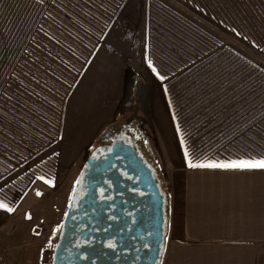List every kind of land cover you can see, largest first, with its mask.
Listing matches in <instances>:
<instances>
[{"label":"rangeland","instance_id":"1","mask_svg":"<svg viewBox=\"0 0 264 264\" xmlns=\"http://www.w3.org/2000/svg\"><path fill=\"white\" fill-rule=\"evenodd\" d=\"M53 1L0 0V126L13 130L6 134L10 152L18 149V136L29 144L20 160L0 156L8 162L0 166V202L13 209H0V258L10 264H51L57 231L91 143L112 122L123 123L131 115L132 109L120 111L125 103L133 108L138 102L165 175L186 169L163 85L147 57L151 2L264 69V41L255 43L236 27L232 0H73L76 15ZM223 11L228 24L222 22ZM63 13L73 16L64 20ZM68 54L78 56L61 57ZM157 57L152 58L158 66ZM6 71L7 87L2 83ZM252 79L245 99L264 87ZM215 136L211 143L221 146L231 134ZM197 141L193 137L190 143ZM255 143L262 147L246 158H264V138ZM191 156L201 160L206 154ZM170 179L173 187L177 178ZM163 184L168 196L167 175ZM174 247L169 241L161 264H264V252L182 253Z\"/></svg>","mask_w":264,"mask_h":264},{"label":"trees","instance_id":"2","mask_svg":"<svg viewBox=\"0 0 264 264\" xmlns=\"http://www.w3.org/2000/svg\"><path fill=\"white\" fill-rule=\"evenodd\" d=\"M223 1L225 4V0ZM232 1L235 7L230 11V16L236 27L247 37L252 36L255 43L261 44L264 41V0ZM72 2L73 0H54L53 5L57 8L64 7L65 12L73 13L75 10L70 6ZM71 15L73 16L63 13L61 19L66 20ZM147 16L149 65L155 69L154 73L163 85L165 101L183 155L186 150L193 163L248 160L247 154L262 147L255 140L264 138V87L256 90L252 98L245 97L251 95L249 91L252 77L256 78L257 85L264 86V69L238 52L221 47V43L211 36L158 3H150ZM53 17L55 18V13ZM54 18L50 25L54 27L52 32L57 33ZM64 20L61 27L65 25ZM222 22H230L224 11ZM260 29L262 30L259 31ZM8 54L9 51L5 54L6 59ZM72 56L68 54L61 57L69 59ZM154 56H158V66L154 64ZM8 77L6 71L2 83L6 84ZM7 86L6 84L5 87ZM5 95L9 96L6 92ZM1 126L0 156L9 157L8 162L20 160L26 155L29 144H23V137L18 136V149L12 148L17 154L10 152L7 135L13 130L9 125ZM219 133L231 134L230 138L222 140L221 146L211 143L212 140H218L219 137L215 135ZM193 137L198 140L195 146L190 143ZM202 153L206 154L204 159H192L191 155ZM261 158L263 157L256 159ZM8 162L0 157V166ZM184 162L188 167V162Z\"/></svg>","mask_w":264,"mask_h":264},{"label":"flooded vegetation","instance_id":"3","mask_svg":"<svg viewBox=\"0 0 264 264\" xmlns=\"http://www.w3.org/2000/svg\"><path fill=\"white\" fill-rule=\"evenodd\" d=\"M125 105L126 103L120 111L124 114L132 109L131 115L123 123L112 122L91 143L83 167L71 190L69 201L75 189L78 195H85L88 191L87 183L80 182L77 186L78 181L87 168L98 169L97 178H91V182L96 184L92 189V196L95 198L98 209L86 214L84 224L77 227L69 251L79 253V258L76 261L73 254L69 253L70 264H151L150 260L153 256L150 252L156 240L149 241L150 235L147 230L142 231L135 225L138 222L136 218H140L139 212L147 197L141 188L140 180H137L138 167L136 164H127L128 159L120 156L109 162L108 154L111 155L110 151L115 147L118 152L128 156L123 148L130 146L152 171L158 187L168 199L167 191L163 187L166 175L159 166L153 147L155 143L151 129L147 119L141 115L138 102L133 108ZM88 159L91 162L89 165L87 164ZM98 182L100 183L97 184ZM168 204L167 202L166 212L169 209ZM166 218L168 223V212ZM62 223L57 231L56 240ZM108 245L113 247H108Z\"/></svg>","mask_w":264,"mask_h":264},{"label":"crops","instance_id":"4","mask_svg":"<svg viewBox=\"0 0 264 264\" xmlns=\"http://www.w3.org/2000/svg\"><path fill=\"white\" fill-rule=\"evenodd\" d=\"M175 173L166 174V248L171 241L182 253L264 252V171L186 166ZM170 178H177L173 187Z\"/></svg>","mask_w":264,"mask_h":264},{"label":"water","instance_id":"5","mask_svg":"<svg viewBox=\"0 0 264 264\" xmlns=\"http://www.w3.org/2000/svg\"><path fill=\"white\" fill-rule=\"evenodd\" d=\"M123 151L127 152L128 156L118 152L115 147L112 148L110 151L111 155L108 154V158H110L108 161L112 162L111 159H117L120 156L128 159L127 164L137 165V180H140L141 188H143L147 197L144 200L141 212H139L140 218H136L138 222H136L135 225L142 231L147 230L150 235L149 241L154 242V240H156L154 248H152L153 250L150 252V255L153 256L150 262L151 264H161L166 242L165 235L168 230L165 212L168 200L161 188L158 187L159 185L152 175V171L147 168L146 164L138 156L136 151L131 149L128 145L123 148ZM87 164H91L90 159L87 160ZM97 172V168H87L80 177L77 186L80 182L87 183L88 191L85 195H78L75 191L76 189L73 190L66 214L64 215L65 217L62 227L56 240L57 242L55 244L54 252H52L51 264H70V259H68L69 253L73 254L74 260H78L79 253L73 251L70 252L69 249H71L72 237L76 233L77 227L82 226L87 218L86 214L98 209L95 198L92 196V189H94L96 184L91 182V178H97ZM99 183L100 182L97 184Z\"/></svg>","mask_w":264,"mask_h":264},{"label":"snow or ice","instance_id":"6","mask_svg":"<svg viewBox=\"0 0 264 264\" xmlns=\"http://www.w3.org/2000/svg\"><path fill=\"white\" fill-rule=\"evenodd\" d=\"M151 66V65H150ZM155 71V69H153ZM179 131V129H178ZM183 140L181 145L183 146ZM185 160L188 162L189 168H209V169H221V170H239V171H264V158L261 159H248V160H238V161H229L227 163H193L189 159V154L185 150ZM45 183L51 185V181L44 180ZM37 196H40L41 193L37 192ZM0 209H3L5 212H12L13 209L7 204L0 202ZM166 239V237H165ZM108 247H113L108 245Z\"/></svg>","mask_w":264,"mask_h":264},{"label":"built area","instance_id":"7","mask_svg":"<svg viewBox=\"0 0 264 264\" xmlns=\"http://www.w3.org/2000/svg\"><path fill=\"white\" fill-rule=\"evenodd\" d=\"M0 264H10V263H7V262H5L4 260H2V259L0 258Z\"/></svg>","mask_w":264,"mask_h":264}]
</instances>
